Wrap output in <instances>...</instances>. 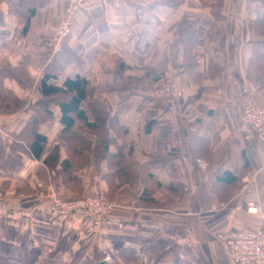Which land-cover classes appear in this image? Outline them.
<instances>
[{
    "label": "crops",
    "instance_id": "obj_1",
    "mask_svg": "<svg viewBox=\"0 0 264 264\" xmlns=\"http://www.w3.org/2000/svg\"><path fill=\"white\" fill-rule=\"evenodd\" d=\"M34 2L22 35L19 15L0 1V65L25 61L35 80L7 83L22 104L0 112V144L21 141L51 68L49 83L90 80L82 106L91 121L88 104L108 112L109 146L104 157L102 137L80 121L63 132L51 104L54 117L39 126L48 139L42 156L22 149L21 165L0 168V252L24 264L22 236L43 247L37 264H104L106 255L112 264H234L220 234L264 229V135L249 138L242 119L245 104L264 109V0H81L62 49L67 0ZM182 20L197 22L184 38ZM167 78L181 96L153 94ZM119 152L137 179L115 190L117 205L99 226L54 206L56 197L108 194L109 158ZM50 154L59 157L53 167ZM250 201L261 211L249 212Z\"/></svg>",
    "mask_w": 264,
    "mask_h": 264
},
{
    "label": "trees",
    "instance_id": "obj_2",
    "mask_svg": "<svg viewBox=\"0 0 264 264\" xmlns=\"http://www.w3.org/2000/svg\"><path fill=\"white\" fill-rule=\"evenodd\" d=\"M6 1H8L15 13L19 15L20 21L23 23L21 34L27 35L30 29L31 18L37 10L38 3H35V0ZM17 5L19 6L18 11L16 10ZM3 17L4 16L0 14V25H2L4 22ZM180 25V37L184 38V35L188 31L193 32V30L196 29L197 22L182 20ZM49 57L50 54L48 53L43 55L42 59L46 60ZM189 57L192 60V55ZM51 70V68H47L41 79L38 81V87L42 92V97L32 105V116L24 130L16 135L17 139L21 141L14 142L9 146L4 142L0 144L1 169H12L13 167L21 165L22 157L18 154V151H21L22 149L31 151L37 158L42 156L48 139L45 135L39 132V126L54 117L53 111L49 108V106L53 103L59 105L61 109L62 116L60 120L64 125L63 132H71L76 122L80 121L84 124L82 125L83 129L90 130L102 137L103 147L105 150L103 154L107 153L109 144L107 143V138L105 136L108 133L106 126L108 112L95 104H88L89 108L91 109V114L94 116V120L91 121L87 109L83 108L82 106L88 97V91L91 85L90 80L81 76L80 74H76L73 77H67L64 83L59 86L49 83L51 78L56 77V73ZM10 81L15 82L21 87L27 88L31 87L35 80L29 76L25 61L21 62L18 66H12L9 64L0 65L1 113H15L20 109V104H22L20 99L7 84ZM123 83L124 82H121L119 86H123ZM22 140L28 141L27 145L29 148H26V146L23 145ZM174 155V153H171L170 157H173ZM104 157H106V154ZM44 161L47 165H49V167H53L59 161V157L56 154H50L44 159ZM109 161L113 168V170L105 176L109 185V192L108 194H100L107 199H111V195L120 186L124 185L125 183H133L137 179L134 171L125 164L124 154L122 152H119V154L116 156L109 158ZM72 163V159L64 160L62 163L64 171L62 172L68 173ZM170 189L174 190V187L171 186ZM71 198L80 197L74 196ZM143 201L150 200H147L144 197ZM19 240L25 254L24 264H37V261L43 252V247H29L28 240L22 236H19ZM0 264H11L9 258L1 252Z\"/></svg>",
    "mask_w": 264,
    "mask_h": 264
},
{
    "label": "built area",
    "instance_id": "obj_3",
    "mask_svg": "<svg viewBox=\"0 0 264 264\" xmlns=\"http://www.w3.org/2000/svg\"><path fill=\"white\" fill-rule=\"evenodd\" d=\"M81 6V0H67L65 16L58 31V49H62V41L71 35L76 12ZM142 12L141 9L138 10ZM157 97L173 99L181 96L179 86L172 78H167L163 84L154 88ZM242 119L249 126L248 137L256 138L264 135V109L252 104L242 108ZM54 206L61 211L80 213L88 217L95 226H99L103 217L117 205L115 200H109L100 194L80 198H60L53 200ZM248 211L258 213L261 206L258 202H248ZM224 240L227 252L234 264H264V229L254 231H236L220 234ZM104 264H112L113 257L106 255Z\"/></svg>",
    "mask_w": 264,
    "mask_h": 264
},
{
    "label": "rangeland",
    "instance_id": "obj_4",
    "mask_svg": "<svg viewBox=\"0 0 264 264\" xmlns=\"http://www.w3.org/2000/svg\"><path fill=\"white\" fill-rule=\"evenodd\" d=\"M109 200H111V199H109Z\"/></svg>",
    "mask_w": 264,
    "mask_h": 264
}]
</instances>
